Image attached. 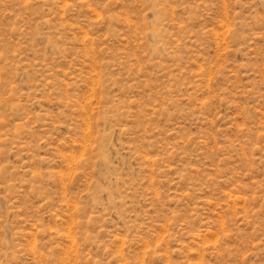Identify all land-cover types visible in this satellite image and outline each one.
I'll list each match as a JSON object with an SVG mask.
<instances>
[{"label":"rangeland","instance_id":"obj_1","mask_svg":"<svg viewBox=\"0 0 264 264\" xmlns=\"http://www.w3.org/2000/svg\"><path fill=\"white\" fill-rule=\"evenodd\" d=\"M0 264H264V0H0Z\"/></svg>","mask_w":264,"mask_h":264}]
</instances>
